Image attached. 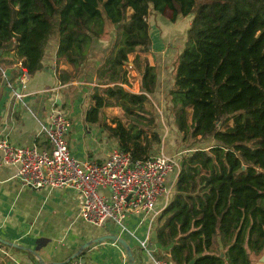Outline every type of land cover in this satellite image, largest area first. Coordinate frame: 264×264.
Here are the masks:
<instances>
[{"label": "trees", "instance_id": "trees-1", "mask_svg": "<svg viewBox=\"0 0 264 264\" xmlns=\"http://www.w3.org/2000/svg\"><path fill=\"white\" fill-rule=\"evenodd\" d=\"M152 9H170L173 21L193 14L167 97L180 132L217 142L176 157L177 180L154 229L155 242L166 247L157 257L253 264L251 253L264 252V0H0V50H14L33 74L55 40L57 60L79 67L93 37L102 38L110 24L118 39L97 76L105 84L122 82L129 55L152 46ZM133 65L141 92L118 84L96 88L87 119L99 121L102 108L117 100L137 116L128 126L118 120L107 128L121 149L147 158L162 142L159 114L144 105L158 73L140 55Z\"/></svg>", "mask_w": 264, "mask_h": 264}, {"label": "crops", "instance_id": "crops-1", "mask_svg": "<svg viewBox=\"0 0 264 264\" xmlns=\"http://www.w3.org/2000/svg\"><path fill=\"white\" fill-rule=\"evenodd\" d=\"M171 17L170 9L163 13L152 9L148 17L152 46L145 54L135 51L129 55L128 63L132 64V74L124 68L127 76L137 74L136 77L133 76V88L128 87L124 80L106 85L109 87L118 84L127 91L140 93V73L134 68L133 60L140 55L157 67L158 86L154 93L148 94L144 105L145 109L159 114L157 123L162 142L156 150L158 149V153L175 155L173 153L179 147L177 141L182 132L177 130L172 103L167 93L174 81V59L184 48L193 14L181 16L176 21ZM185 18L186 25L178 29ZM165 19L175 23L170 25L167 34L157 27L160 21L166 23ZM115 38L114 34L111 38L93 37L86 61L94 62L98 68L104 60L95 56L111 51L117 41L114 42ZM56 51L54 40L43 57V67L23 80L18 66L21 59L15 56V51L6 55L0 50V139L6 137L17 146L50 148L47 136L42 131V124H50V115L57 107L71 120L67 142L73 157L103 162L119 147L117 138L107 126H116L118 120L128 126L137 114H127L128 118H125V115L123 117L113 113L107 118L102 115L101 110L99 121H89L87 113L94 106L92 94L100 85L97 73L88 71L86 78L85 75L78 76V68L82 69L85 64L78 67L64 59L57 60ZM14 91L22 96H16ZM122 110L126 114L123 107ZM142 121L146 123L147 120ZM141 124L137 125L141 127ZM100 192L108 194L103 188ZM81 204V197L73 189L24 185L17 177V167L4 163L0 158V264L63 263L83 244L111 233L128 241L136 264H156L140 246L138 238L145 239L149 235L150 248L156 253V257L166 251V247L154 240V229L163 210V201L158 202L157 207L162 210L152 223L151 213L134 212L127 216L126 225L136 237L129 232L120 231L112 222L101 227L85 222L79 215ZM84 251L77 258H81L85 264H131L126 249L110 239L94 242Z\"/></svg>", "mask_w": 264, "mask_h": 264}, {"label": "built area", "instance_id": "built-area-1", "mask_svg": "<svg viewBox=\"0 0 264 264\" xmlns=\"http://www.w3.org/2000/svg\"><path fill=\"white\" fill-rule=\"evenodd\" d=\"M18 66L22 79L27 80L29 71L22 61ZM125 67L131 73L132 64L127 63ZM70 128L69 116L56 107L50 115V124H42L50 148L17 146L5 137L0 139V158L17 167V177L24 185L76 191L82 199L79 215L85 222L96 227L112 222L120 231L135 236L126 225L127 216L134 212L151 213V223L156 220L170 202L177 180L179 162L176 156L160 152L147 158H134L130 152L118 147L103 162L79 160L73 157L67 142ZM174 171L175 180L170 182L168 176ZM101 188L108 194L101 193ZM159 201H163L162 209L157 207ZM138 241L156 264H172L155 256L149 235ZM66 264L85 263L81 258H74Z\"/></svg>", "mask_w": 264, "mask_h": 264}, {"label": "rangeland", "instance_id": "rangeland-1", "mask_svg": "<svg viewBox=\"0 0 264 264\" xmlns=\"http://www.w3.org/2000/svg\"><path fill=\"white\" fill-rule=\"evenodd\" d=\"M166 20V23L165 22H163V21H160V22H158L157 23V27L160 29V31L161 32H163V30H164V34H167V31H169V28H170V25L171 24H175V23H173L171 20H168V19H165ZM186 23V18L185 19H183L182 21H181V26H178V29L180 28H183V26L184 25H186L185 24ZM174 27H176V26H174ZM115 28L117 29V26H113V25H110V24H108L107 25V28H106V31H105V34H104V38H111L112 37V35L114 34L115 35V37H117V38H115V40H114V42L118 39V35H116V30H115ZM154 29V28H153ZM153 36H155L154 35V33H153ZM162 37H163V35H162ZM154 40H156V39H154ZM162 40H163V38H162ZM54 41V40H53ZM52 41V42H53ZM164 41V40H163ZM186 42V41H185ZM109 47H111V45L109 46ZM184 47H185V44H184ZM184 49V48H183ZM183 49H182V51H183ZM137 51H140V54L142 55V54H145V51H143L142 50V48H137V50H136V52ZM182 51L180 52V53H178L177 55H176V58L174 59L175 61H174V64H173V84H174V82H175V71H176V66H177V64H178V62H179V57H180V55H181V53H182ZM110 54V51L108 50L106 53H101V54H97L96 56H95V58H98L99 60H104L105 59V57H106V55H109ZM134 55H135V53H134ZM105 56V57H104ZM104 58V59H103ZM88 61V60H87ZM85 62V65L83 66V68L82 69H79L78 68V76H84L85 78L89 75L88 74V71H91L92 73L94 72L95 74L97 73V67L95 66V64H94V62H91V63H88V62ZM103 62V61H102ZM154 62L155 63H158L157 62V60L156 59H154ZM129 71V70H128ZM125 73V77H124V82H126L127 84H128V87H130V88H133V82H134V78H133V76L131 75V76H127L126 74H127V71L126 72H124ZM130 75V74H129ZM131 79H130V78ZM98 78V77H97ZM99 79V78H98ZM100 81L98 82V84H100L98 87H96V88H99V89H104V88H106V87H108V85H106L105 84V81H103V80H101V79H99ZM158 86V85H157ZM173 86V85H172ZM157 88V87H156ZM129 91V90H128ZM155 92V91H154ZM153 92V93H154ZM115 101V103L116 104H114L112 107H105V108H103L102 109V115H104V116H107V118H108V115H114L113 113H117V114H119V115H123V117H124V115H125V118H128L127 117V113L125 114V112L122 110V107H120V105H118L117 104V100H114ZM159 111H160V109H159ZM161 113V112H160ZM107 114V115H106ZM104 118H106V117H104ZM129 118H131L132 119V117H130L129 116ZM162 124H164V122L162 121ZM177 127V126H176ZM177 130L179 131V129H178V127H177ZM178 136H180L179 135V133H178ZM177 143H178V145H179V147H178V149H176L175 151H174V153L173 154H175V156L176 157H180V156H182L183 154H185L186 152H189V153H191V152H193L194 150H196V149H206V150H208L210 147H212L213 145H215L217 142L212 138V137H210V136H208V137H204V138H202L201 136H198V137H195V136H192L189 132L187 133V134H183L182 133V136L180 137V139H178V141H177ZM180 165V164H179ZM180 167V166H179ZM175 176H176V171H174V172H171L170 174H169V176H168V179H169V181L171 182L174 178H175ZM174 189V188H173ZM218 248L219 249H222V245L219 243V246H218ZM251 257H252V259H253V264H259V259H260V255H256V254H254V253H251Z\"/></svg>", "mask_w": 264, "mask_h": 264}, {"label": "water", "instance_id": "water-1", "mask_svg": "<svg viewBox=\"0 0 264 264\" xmlns=\"http://www.w3.org/2000/svg\"><path fill=\"white\" fill-rule=\"evenodd\" d=\"M107 239L116 241L119 244H121L126 249L127 255H128L129 259H130L131 264H136L135 260H134L135 259L134 254L132 252L131 246L128 243V241L125 238H123L122 236H120L118 234H114V233L99 236L96 239H94V241H89V242L83 244L82 247L77 252L72 254L67 261H65L63 263H59V264H66L70 260L79 257L81 255V253L84 251V249L89 247L92 243H94V242H102V241L107 240ZM223 255H224V253H222V256ZM259 261H260L259 264H264V252L261 255Z\"/></svg>", "mask_w": 264, "mask_h": 264}]
</instances>
